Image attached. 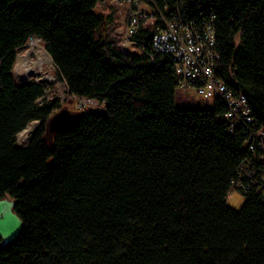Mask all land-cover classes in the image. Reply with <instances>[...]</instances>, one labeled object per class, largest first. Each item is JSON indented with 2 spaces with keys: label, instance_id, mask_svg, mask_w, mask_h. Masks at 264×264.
Wrapping results in <instances>:
<instances>
[{
  "label": "trees",
  "instance_id": "16d2710c",
  "mask_svg": "<svg viewBox=\"0 0 264 264\" xmlns=\"http://www.w3.org/2000/svg\"><path fill=\"white\" fill-rule=\"evenodd\" d=\"M100 1L0 0V200L14 201L22 224L0 264H264V198L252 187L239 210L226 203L239 164L254 162L243 134L228 131L219 101L176 109L171 56L153 50L149 29L133 36L139 53L120 52ZM182 1L158 3L168 16ZM202 3L186 13L213 17L214 75L264 131V0ZM33 38L67 94L105 106L49 143L59 101L12 75Z\"/></svg>",
  "mask_w": 264,
  "mask_h": 264
},
{
  "label": "built area",
  "instance_id": "2783aa9c",
  "mask_svg": "<svg viewBox=\"0 0 264 264\" xmlns=\"http://www.w3.org/2000/svg\"><path fill=\"white\" fill-rule=\"evenodd\" d=\"M159 1L101 0L96 8L104 12L101 15L107 30L112 29L118 16L122 18L123 29L117 44L120 52L125 55L139 53L133 36L141 29L151 30L153 50L169 54L172 58L177 89L191 90L203 99L219 101L225 106L224 119L228 123V131H241L243 147L254 155L252 164H239L237 167L236 179L230 183L227 198L233 192L241 194L240 191L246 192L252 187L264 198V131L254 125L244 96L234 95L214 75L217 54L213 17L196 20L187 16L186 12L199 11L203 0H196V3L193 0L182 1L168 16L167 5L164 2L161 7ZM33 39L41 42L39 38Z\"/></svg>",
  "mask_w": 264,
  "mask_h": 264
},
{
  "label": "rangeland",
  "instance_id": "374dc122",
  "mask_svg": "<svg viewBox=\"0 0 264 264\" xmlns=\"http://www.w3.org/2000/svg\"><path fill=\"white\" fill-rule=\"evenodd\" d=\"M95 11L96 13H100V14L104 13L102 9L99 8H96ZM116 20L118 21L113 25L112 29L111 30L108 29L107 31L110 34L109 35L110 38L116 41L118 44L120 41L123 24L121 23L122 21L121 17L118 16V19ZM32 44H34V47L31 46ZM30 49L33 50H31V52L29 53ZM27 53H29L28 62L30 64L35 63L37 59L36 56L42 57L44 55V58L45 56L49 57V61L44 62L40 68L38 67L35 68L36 72L34 75H31L26 79H21L18 77L17 74L18 70L16 69L17 58L18 56L25 57ZM46 59L47 58H45V60ZM12 75L17 84H24L33 81L39 85H43L45 87V94L48 97V99L50 100L57 99L59 101V107H60L59 110L67 109L70 112H79L86 110V111L102 113V114L105 112V106L103 104H99L92 100L90 102L84 101L83 99H77L67 94L65 86L57 78V74L55 72V68L53 66L50 56L45 51L42 43L36 42L34 41V39H30L24 47L16 51L15 62L12 69ZM174 98H175V107L178 110H207L213 108L214 105L213 100L203 99L197 96L195 92L191 90L184 91V90L176 89ZM59 110H57L56 112H58ZM30 125L35 126V131H36L40 125V122L34 121L30 123L28 126ZM47 141L48 143L51 142V140L48 139ZM16 142L19 147H23L27 144V142L21 140L18 135L16 137ZM243 202H244V198L236 192H233L226 199L227 205L234 210H239L243 205Z\"/></svg>",
  "mask_w": 264,
  "mask_h": 264
},
{
  "label": "water",
  "instance_id": "95a60500",
  "mask_svg": "<svg viewBox=\"0 0 264 264\" xmlns=\"http://www.w3.org/2000/svg\"><path fill=\"white\" fill-rule=\"evenodd\" d=\"M82 117V111L70 112L67 109H61L54 113L46 122L45 138L51 140L56 133L65 131L78 124ZM34 135V134H33ZM32 135V137H33ZM29 139L28 143L32 139ZM14 201L10 199L0 200V245L3 246L15 239L21 230V221L14 213Z\"/></svg>",
  "mask_w": 264,
  "mask_h": 264
},
{
  "label": "bare ground",
  "instance_id": "6f19581e",
  "mask_svg": "<svg viewBox=\"0 0 264 264\" xmlns=\"http://www.w3.org/2000/svg\"><path fill=\"white\" fill-rule=\"evenodd\" d=\"M33 42V41H32ZM37 44V43H36ZM32 47H34V44L31 45ZM43 49V48H42ZM31 50L33 49H30L29 50V53L31 52ZM44 52V51H43ZM29 53H27V55L25 57H21V56H18L17 58V64H16V69L18 70L17 74H18V77L21 78V79H26L28 78L29 76L31 75H34L35 72H36V69L35 68H40L41 65L44 63V62H48L49 61V57H46L47 58L45 60L44 58V55L41 57H37L36 56V61L35 63H29L28 62V55ZM33 57V56H32ZM30 64V65H29ZM33 65V66H32ZM37 76V75H36ZM35 131V126L33 125H30V126H27L23 131H21L18 136L21 140L25 141L28 143L29 139L32 137L33 133Z\"/></svg>",
  "mask_w": 264,
  "mask_h": 264
}]
</instances>
